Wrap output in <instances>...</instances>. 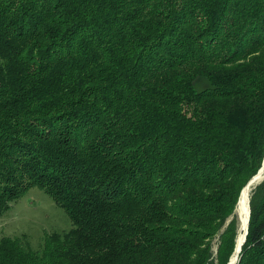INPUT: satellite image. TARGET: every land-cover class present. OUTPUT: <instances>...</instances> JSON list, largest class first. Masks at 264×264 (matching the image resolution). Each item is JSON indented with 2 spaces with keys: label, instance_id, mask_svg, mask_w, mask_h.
Here are the masks:
<instances>
[{
  "label": "trees",
  "instance_id": "16d2710c",
  "mask_svg": "<svg viewBox=\"0 0 264 264\" xmlns=\"http://www.w3.org/2000/svg\"><path fill=\"white\" fill-rule=\"evenodd\" d=\"M263 158L264 0H0V215L38 187L71 223L0 264H227Z\"/></svg>",
  "mask_w": 264,
  "mask_h": 264
},
{
  "label": "rangeland",
  "instance_id": "374dc122",
  "mask_svg": "<svg viewBox=\"0 0 264 264\" xmlns=\"http://www.w3.org/2000/svg\"><path fill=\"white\" fill-rule=\"evenodd\" d=\"M235 213L237 215L236 207ZM70 225L65 210L38 187L29 188L0 215V234L24 237L33 247L38 246L45 232L68 229ZM216 241L217 239L214 240V249Z\"/></svg>",
  "mask_w": 264,
  "mask_h": 264
},
{
  "label": "bare ground",
  "instance_id": "6f19581e",
  "mask_svg": "<svg viewBox=\"0 0 264 264\" xmlns=\"http://www.w3.org/2000/svg\"><path fill=\"white\" fill-rule=\"evenodd\" d=\"M263 175H264V169L261 172V175L258 176L251 185L243 189V191L240 194L239 200L237 201L236 212L239 219V228L236 237L235 250L231 255L228 264H235L237 261V256L241 249V245L244 241L245 231L247 228V221L249 214V195H250L251 186L255 184L257 181H259L263 177Z\"/></svg>",
  "mask_w": 264,
  "mask_h": 264
},
{
  "label": "water",
  "instance_id": "95a60500",
  "mask_svg": "<svg viewBox=\"0 0 264 264\" xmlns=\"http://www.w3.org/2000/svg\"><path fill=\"white\" fill-rule=\"evenodd\" d=\"M263 169H264V158H263V161H262V164H261V166H260V168L258 169V171L247 181V183L242 187V189H241V191H240V194H241V192L243 191V189L244 188H246V187H248L249 185H251L254 181H255V179L258 177V176H260L261 175V172L263 171ZM262 179H264V175H263V177L259 180V181H257L255 184H253L252 186H251V189L257 184V183H259ZM239 197H240V195H239ZM238 200H239V198H238ZM249 214H250V205H249ZM249 214H248V221H249ZM248 221H247V227H248ZM246 234H247V228H246V231H245V237H246ZM245 237H244V241H245ZM243 241V242H244ZM243 244V243H242ZM242 246V245H241ZM234 250H235V247H234ZM241 250V249H240ZM234 252V251H233ZM240 252V251H239ZM233 254V253H232ZM230 258H231V256H230ZM230 258H229V260H230ZM237 259H238V256H237ZM229 260H228V262H229ZM228 262H227V264H228Z\"/></svg>",
  "mask_w": 264,
  "mask_h": 264
}]
</instances>
